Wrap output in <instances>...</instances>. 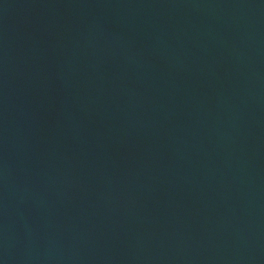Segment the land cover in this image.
I'll return each mask as SVG.
<instances>
[{
	"label": "water",
	"instance_id": "95a60500",
	"mask_svg": "<svg viewBox=\"0 0 264 264\" xmlns=\"http://www.w3.org/2000/svg\"><path fill=\"white\" fill-rule=\"evenodd\" d=\"M0 264H264V0H0Z\"/></svg>",
	"mask_w": 264,
	"mask_h": 264
}]
</instances>
